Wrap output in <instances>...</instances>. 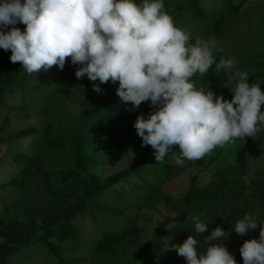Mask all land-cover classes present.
I'll use <instances>...</instances> for the list:
<instances>
[{
    "label": "trees",
    "instance_id": "obj_1",
    "mask_svg": "<svg viewBox=\"0 0 264 264\" xmlns=\"http://www.w3.org/2000/svg\"><path fill=\"white\" fill-rule=\"evenodd\" d=\"M259 1L257 5L261 7ZM262 5L258 32L264 37V0ZM240 8L241 4L233 0H163L164 11L176 27L189 33L190 41H194L198 32L202 40L214 38L217 46L225 35L227 15L236 14ZM195 21L196 26H191ZM10 55V50L0 49V108L6 110L2 125L17 112L26 110L43 114V126H26L5 139L0 138V145L6 149L3 151L0 147V162L6 160L8 167L15 170L7 183V186H18L22 194L15 221L25 225L24 242L45 246V264H186L171 245L193 235L198 241V250H203V238L217 225L230 232L225 246L237 264H243L239 248L244 240L258 238L259 225L243 236L231 231V227L245 213L254 214L258 222L264 220V170L247 176L252 153L249 148L264 147V131L259 132L255 142L247 137L246 141L238 138L214 148L207 161L202 157L185 161L183 165H177L175 160L156 162L151 146H142L141 155L124 169L106 173L93 185L97 189L91 193L86 182L90 165L97 164L90 155L113 135L120 108L109 103L115 84H100L101 92L97 93L90 81L85 84L82 98L72 102L75 110L69 111L61 98L83 78L75 77L79 65L71 64L70 57H66L62 70L53 65L48 71L28 75L20 62H10ZM212 55L218 62L220 51L214 49ZM247 56L239 68L249 73V83L260 80V88L264 90V42L260 49L250 51ZM215 62L204 78L194 75L192 79L197 84L210 85L216 95L222 96L227 91L224 85L229 73L216 72ZM231 96L228 92L226 99L230 100ZM130 106L129 103L127 107ZM150 110L154 111L155 106L144 101L133 111H127L126 123L135 135V117L146 118ZM136 137L141 145V138ZM191 162L198 171L188 177L184 191L178 195L166 192L163 186ZM130 182L138 187L136 194L130 188L128 195L119 194L117 187L129 186ZM41 184L47 189L42 191L55 199L54 204L45 205L36 193L37 201L27 198V190L38 189ZM105 190L115 195L120 207L99 205L97 197ZM134 206H137L136 213L142 209L158 212L159 206L165 209L163 220L151 235L128 213ZM51 207L55 211L46 219L42 215ZM84 216L95 224L93 230L98 236L89 235L84 239V233L75 225ZM194 216L207 223V230L200 235L194 229ZM33 217L40 219L38 224L34 223L36 226L31 224ZM54 218L55 225H47ZM145 220L153 222L148 216ZM35 232L33 240L28 238ZM19 248L0 243V257L4 261Z\"/></svg>",
    "mask_w": 264,
    "mask_h": 264
},
{
    "label": "clouds",
    "instance_id": "obj_2",
    "mask_svg": "<svg viewBox=\"0 0 264 264\" xmlns=\"http://www.w3.org/2000/svg\"><path fill=\"white\" fill-rule=\"evenodd\" d=\"M17 23L25 25L23 31ZM0 49L10 50V62H20L28 75L53 65L62 70L70 57L79 65L75 77L86 76L95 92H101L100 84L118 82L115 93L122 104L130 103L127 111L149 101L155 110L146 118L137 115L133 128L156 162L173 145L179 147L175 163L183 165L264 131L260 80L249 83V73L235 69L233 58L215 62L217 41H190L164 11L163 0H0ZM214 62L216 72L229 73L224 86L230 100L192 79L204 78ZM192 219L197 234L207 230L199 216ZM258 225V238L239 248L243 264H264V220L245 213L232 224L231 231L241 236ZM229 235L217 225L203 238V250L193 235L171 247L186 264H237L224 243Z\"/></svg>",
    "mask_w": 264,
    "mask_h": 264
},
{
    "label": "rangeland",
    "instance_id": "obj_3",
    "mask_svg": "<svg viewBox=\"0 0 264 264\" xmlns=\"http://www.w3.org/2000/svg\"><path fill=\"white\" fill-rule=\"evenodd\" d=\"M233 2L241 4V8L236 14L227 15V26L224 29L225 35L221 38L218 47L221 49L220 57L223 56L225 59L233 58L235 60L234 68L242 70L241 68H239V64L247 61V54L250 51L260 49V44L264 42V37L258 32L260 31L258 30V26L261 24L260 9L262 12L263 0H261V7L260 5H257L260 4L259 0H233ZM196 22L197 21L192 22L191 26L195 27L197 24ZM16 27L20 28L21 31H23L25 25H23L22 23H17ZM197 38H200L198 32L193 37V40L195 41V39ZM89 82L90 81L85 76L81 80H77L76 84L70 86L66 94L63 95L61 99H63V102L69 111L75 110V106L72 102H74V100H76L77 98H82L85 84ZM202 84H204V86H207L206 83ZM117 86L118 82L115 83L114 91ZM208 86L210 90L214 92L211 86ZM225 88L227 91L222 94L224 98H226L228 92H230L228 87ZM261 91L264 92V90ZM109 103L112 107L120 105V108L118 110L116 122L113 127V135L109 138H106L102 145L94 148L93 153L90 155L93 161H95V163L97 164L96 166L90 165L91 171L86 182L87 185H89V191L91 193H93L97 189L96 187H93V185L106 173H114L124 169L137 156L141 155L144 150L140 145L136 135L127 126V106L120 102L119 97L116 95V93H114V96L112 99H110ZM263 107L264 104L261 105V111ZM152 111L153 110H150L148 114ZM5 114L6 110L0 108L1 139H5L7 135L12 134V132H14L15 130L22 129L26 126H36L39 128L43 126V114L26 110L17 112L13 116H11L9 122L3 126L2 123ZM46 120L47 118L44 119V121ZM259 135L260 133H257L254 138H247L251 142H255V140L258 139ZM242 141H246V138L242 139ZM2 145H0V147H2ZM2 150L5 151L6 149L2 147ZM249 150H251L252 153L250 154L248 161V177L253 176L256 172L264 170V147L261 145H256L255 147L249 148ZM130 151L133 153V156ZM171 151L173 152H170L163 161L173 162L175 160V156L179 155L178 145H173ZM212 153L213 152L211 151L210 153L203 156L206 161L212 155ZM197 171L198 168L195 167L192 162L189 163V165L182 166L180 169V174L175 175L168 184H165L163 186V189L166 192L174 195L180 194V192L184 191L186 187L188 177L196 174ZM14 175V168L8 167V162H6V160H2L0 162V243H5L8 246L17 245L20 248L4 261L0 257V264H45L47 259V257L45 258V256L43 255L44 250L46 249L45 246L41 243L28 245L26 241L24 242L25 225H19L15 221L16 218L14 216H16V213L18 212L16 206L18 204V201L21 199L22 194L18 186H7L8 181L13 178ZM117 188L119 190V194L128 195L130 191L135 190V193H133L135 195L138 187L134 184V182H130L129 186L124 185V187L121 186V188ZM128 188H130V191L128 190ZM42 190H47L42 184L38 189L30 187L27 190V198L31 197V200L33 199V201H37V195H39L42 198V201H44L45 205L50 206V204H54L55 199L50 196L48 197V195L45 194ZM35 193L37 195H35ZM97 201L99 205L103 207H120L119 201L116 200L115 195L106 190L99 195V198L97 197ZM136 210L137 206H134L128 211V213H130L133 218L136 217L138 226L146 227L149 235L153 233L155 226L163 220L165 215V209L162 206H159L158 212L142 209V211H138L136 213ZM54 211L55 209L51 207L42 216L47 219V217H49V215ZM67 214L70 215V212H68ZM146 216L151 217L153 222L148 223L145 220ZM37 220L40 219L38 217H33L31 224L36 226L38 224ZM47 225L54 226L55 218L51 219L47 223ZM75 225L79 230H81V232L84 233V239H86V237L89 235L98 236L95 230H93L95 224L85 216L82 219L77 220ZM36 234L37 232L31 234L28 238L33 240ZM88 247L90 248V245H88Z\"/></svg>",
    "mask_w": 264,
    "mask_h": 264
},
{
    "label": "crops",
    "instance_id": "obj_4",
    "mask_svg": "<svg viewBox=\"0 0 264 264\" xmlns=\"http://www.w3.org/2000/svg\"><path fill=\"white\" fill-rule=\"evenodd\" d=\"M15 217V216H14Z\"/></svg>",
    "mask_w": 264,
    "mask_h": 264
}]
</instances>
